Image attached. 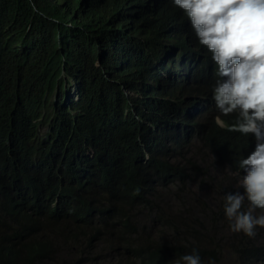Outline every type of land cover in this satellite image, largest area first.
<instances>
[{
    "label": "trees",
    "instance_id": "16d2710c",
    "mask_svg": "<svg viewBox=\"0 0 264 264\" xmlns=\"http://www.w3.org/2000/svg\"><path fill=\"white\" fill-rule=\"evenodd\" d=\"M188 24L170 0H0V264H175L193 248L204 264H264V228L229 230L223 196L236 187L209 185L218 205L204 219L159 193L203 174L182 154L194 140L239 178L254 147L216 110L194 34L185 89L167 90L161 55L170 32L184 47Z\"/></svg>",
    "mask_w": 264,
    "mask_h": 264
},
{
    "label": "clouds",
    "instance_id": "9594fccd",
    "mask_svg": "<svg viewBox=\"0 0 264 264\" xmlns=\"http://www.w3.org/2000/svg\"><path fill=\"white\" fill-rule=\"evenodd\" d=\"M170 3L182 11L189 24L182 26L180 33L184 47L176 45L178 32H170L172 40L167 41L170 48L161 55L163 63L169 65L160 66L159 72L165 69L175 74L173 82H183L178 89L176 82L172 86L163 77L167 90L172 88L169 93L179 97L185 89L188 78L183 56L195 55L198 50L197 44L190 41L194 34L215 66L212 99L216 110L223 115L235 114L233 130L254 140L253 149L238 161L243 173L238 190L223 196L229 230L252 238L258 228H264V0H170ZM146 6L149 9L135 10L132 29H138L157 4L150 1ZM176 22L181 23L179 19ZM74 93L75 102L78 101L74 87L67 101ZM175 264H204V261L193 248ZM208 264L215 261L209 259Z\"/></svg>",
    "mask_w": 264,
    "mask_h": 264
},
{
    "label": "rangeland",
    "instance_id": "374dc122",
    "mask_svg": "<svg viewBox=\"0 0 264 264\" xmlns=\"http://www.w3.org/2000/svg\"><path fill=\"white\" fill-rule=\"evenodd\" d=\"M160 74L165 80H168L172 86H174V83L176 82L178 89L182 87V81L173 82L172 78L175 74H170L165 69H161ZM170 90H172V88ZM72 99L75 101V93L72 95ZM52 100L55 101V97H53ZM207 102L209 103L206 97V100H204L203 103L207 104ZM182 154H184L185 157L196 160L201 167L203 174L194 177L192 182L187 184L185 192L183 193L179 192L177 185H174V187H172L167 193L163 191L159 193L164 197V205H170L174 210L184 206L185 209L191 210V213L188 215L189 217L193 216L195 218L198 217L204 219L205 216L200 215L201 208H204L205 210H208V208L215 209L218 205V202L215 199L218 195L211 192L209 185H214V182L218 183L223 180V182L238 189V180L240 178L225 164L219 163V161L216 163L213 155L203 148L197 140L192 141L187 148L183 149ZM181 157L182 156L172 157L170 158V161L173 163H181L180 165L182 166L184 163L181 161ZM199 205H202V207ZM152 233L154 237L159 239L160 236H162V241H168L174 237L173 232H164L163 229H160L157 225L152 229ZM225 234L228 235V233ZM225 264H228L227 259L225 260Z\"/></svg>",
    "mask_w": 264,
    "mask_h": 264
}]
</instances>
